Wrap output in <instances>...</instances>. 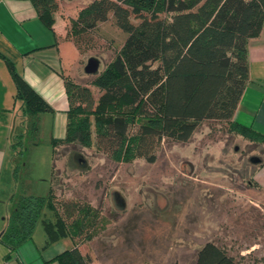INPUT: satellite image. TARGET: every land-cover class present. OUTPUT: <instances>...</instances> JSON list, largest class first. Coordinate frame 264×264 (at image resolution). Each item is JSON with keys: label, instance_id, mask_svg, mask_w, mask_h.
Segmentation results:
<instances>
[{"label": "trees", "instance_id": "obj_1", "mask_svg": "<svg viewBox=\"0 0 264 264\" xmlns=\"http://www.w3.org/2000/svg\"><path fill=\"white\" fill-rule=\"evenodd\" d=\"M32 1L51 27L58 1ZM108 18L126 36L93 74L96 97L88 85L65 77L69 106L64 136L50 137V188L45 195L10 197L13 202L0 233L8 251L30 238L38 223L46 244L65 235L77 238L94 224L98 211L89 202L54 198V162L61 146L75 150L95 144L112 162H154L163 142L188 141L205 120L224 121L228 132L264 144V133L231 120L249 80L247 42L264 24V0H91L72 26L75 32L91 31ZM3 57L22 119L36 124L39 114L52 108L13 61ZM260 158L256 168L264 164ZM250 183L259 186L254 179ZM250 254L234 255L226 243L210 239L197 248L193 264H246ZM57 259L61 264L89 262L77 246Z\"/></svg>", "mask_w": 264, "mask_h": 264}, {"label": "rangeland", "instance_id": "obj_2", "mask_svg": "<svg viewBox=\"0 0 264 264\" xmlns=\"http://www.w3.org/2000/svg\"><path fill=\"white\" fill-rule=\"evenodd\" d=\"M57 1L60 38L73 52L70 78L96 97L94 75L83 66L95 56L101 70L126 34L111 18L75 32L72 20L91 0ZM4 116L11 125L14 120L15 133L13 159L0 165V217L12 195L48 193L52 164L50 120L31 124L12 111ZM70 149L58 148L53 195L97 209L94 224L76 238L88 264H193L197 248L210 239L226 243L234 255L251 252L246 264H264V189L250 183L256 164L249 160L264 157V144L228 132L224 121L205 120L188 141L163 142L154 162H112L95 144ZM113 193L123 198L124 209L117 208Z\"/></svg>", "mask_w": 264, "mask_h": 264}, {"label": "crops", "instance_id": "obj_3", "mask_svg": "<svg viewBox=\"0 0 264 264\" xmlns=\"http://www.w3.org/2000/svg\"><path fill=\"white\" fill-rule=\"evenodd\" d=\"M56 14L49 27L39 17L32 0H0L1 166L13 159L10 155L13 146L9 144L15 133L14 120L11 125L4 114L12 111L21 116L20 101L14 98V82L3 55L13 61L27 83L51 106V111L39 114V120L51 122L50 137L61 138L65 134L69 106L65 77H71L74 64L72 50L60 38L62 21ZM247 60L249 80L231 120L264 133V24L259 34L247 42ZM253 178L264 189V164L255 169ZM3 211L1 205L0 215ZM5 224L6 214L0 217V233ZM74 246L79 248L76 238L70 235L46 244L43 227L36 226L31 237L14 251H8L0 242V264H61L57 255Z\"/></svg>", "mask_w": 264, "mask_h": 264}, {"label": "water", "instance_id": "obj_4", "mask_svg": "<svg viewBox=\"0 0 264 264\" xmlns=\"http://www.w3.org/2000/svg\"><path fill=\"white\" fill-rule=\"evenodd\" d=\"M99 63L100 60L97 57L90 56L87 58L86 63L83 66V71L86 74H96L99 71ZM249 160L253 164H257L261 161V158L258 155H252L249 157ZM113 199L117 208H119L120 210L124 209L125 202L123 198L120 195H118V193H113Z\"/></svg>", "mask_w": 264, "mask_h": 264}]
</instances>
